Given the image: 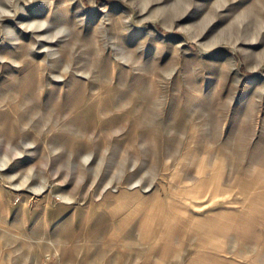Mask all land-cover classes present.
<instances>
[{"label": "rangeland", "instance_id": "374dc122", "mask_svg": "<svg viewBox=\"0 0 264 264\" xmlns=\"http://www.w3.org/2000/svg\"><path fill=\"white\" fill-rule=\"evenodd\" d=\"M0 264H264V0H0Z\"/></svg>", "mask_w": 264, "mask_h": 264}, {"label": "bare ground", "instance_id": "6f19581e", "mask_svg": "<svg viewBox=\"0 0 264 264\" xmlns=\"http://www.w3.org/2000/svg\"><path fill=\"white\" fill-rule=\"evenodd\" d=\"M3 37V34L2 33H0V39Z\"/></svg>", "mask_w": 264, "mask_h": 264}]
</instances>
